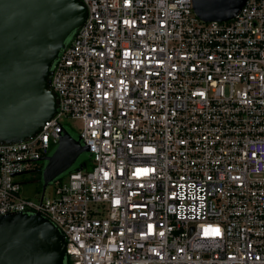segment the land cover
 I'll use <instances>...</instances> for the list:
<instances>
[{
  "label": "built area",
  "instance_id": "2783aa9c",
  "mask_svg": "<svg viewBox=\"0 0 264 264\" xmlns=\"http://www.w3.org/2000/svg\"><path fill=\"white\" fill-rule=\"evenodd\" d=\"M81 1L55 113L0 144V216L47 217L67 264H264V0L208 22L191 0ZM67 118L90 166L20 195Z\"/></svg>",
  "mask_w": 264,
  "mask_h": 264
},
{
  "label": "water",
  "instance_id": "95a60500",
  "mask_svg": "<svg viewBox=\"0 0 264 264\" xmlns=\"http://www.w3.org/2000/svg\"><path fill=\"white\" fill-rule=\"evenodd\" d=\"M201 21L232 19L245 0H191ZM81 0H0V144L35 135L56 111L51 65L83 23ZM88 147L62 128L52 152L42 157L41 190L69 171ZM0 264H67L65 240L39 213L0 216Z\"/></svg>",
  "mask_w": 264,
  "mask_h": 264
},
{
  "label": "rangeland",
  "instance_id": "374dc122",
  "mask_svg": "<svg viewBox=\"0 0 264 264\" xmlns=\"http://www.w3.org/2000/svg\"><path fill=\"white\" fill-rule=\"evenodd\" d=\"M79 124L80 122L76 119L67 118L63 121L64 128L70 133L73 137H78L79 134ZM53 150V149H52ZM51 150V152H52ZM82 154H87L86 152L81 153L77 160L81 157ZM77 160L75 162H77ZM44 165L42 160L37 161V166ZM42 170V169H41ZM41 170H34L19 176L18 179L22 181L20 187V195L29 197V198H37L39 196L41 190ZM66 173V172H65ZM63 173V174H65ZM51 184L46 185V194L51 190Z\"/></svg>",
  "mask_w": 264,
  "mask_h": 264
},
{
  "label": "trees",
  "instance_id": "16d2710c",
  "mask_svg": "<svg viewBox=\"0 0 264 264\" xmlns=\"http://www.w3.org/2000/svg\"><path fill=\"white\" fill-rule=\"evenodd\" d=\"M90 163H91V158H90V155L88 153L87 154H82L81 157L79 158V160H77V162H75L73 164V166L69 169V171H73V170H76V169H87L89 166H90ZM43 167V164L42 165H39L36 170H41Z\"/></svg>",
  "mask_w": 264,
  "mask_h": 264
},
{
  "label": "flooded vegetation",
  "instance_id": "af4514ba",
  "mask_svg": "<svg viewBox=\"0 0 264 264\" xmlns=\"http://www.w3.org/2000/svg\"><path fill=\"white\" fill-rule=\"evenodd\" d=\"M43 162V161H42Z\"/></svg>",
  "mask_w": 264,
  "mask_h": 264
}]
</instances>
